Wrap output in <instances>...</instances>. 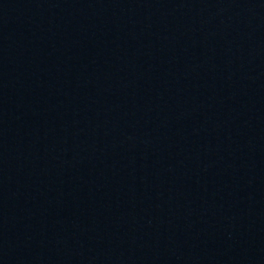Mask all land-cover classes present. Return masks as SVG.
<instances>
[{
    "label": "water",
    "instance_id": "obj_1",
    "mask_svg": "<svg viewBox=\"0 0 264 264\" xmlns=\"http://www.w3.org/2000/svg\"><path fill=\"white\" fill-rule=\"evenodd\" d=\"M0 264H264V0H0Z\"/></svg>",
    "mask_w": 264,
    "mask_h": 264
}]
</instances>
